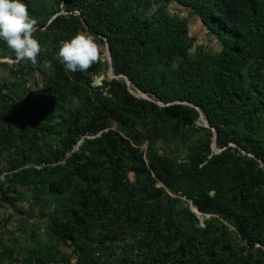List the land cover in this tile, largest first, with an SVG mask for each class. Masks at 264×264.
Here are the masks:
<instances>
[{
  "label": "trees",
  "instance_id": "obj_1",
  "mask_svg": "<svg viewBox=\"0 0 264 264\" xmlns=\"http://www.w3.org/2000/svg\"><path fill=\"white\" fill-rule=\"evenodd\" d=\"M63 1L68 12L82 11V20L96 41L107 42L116 75H123L158 102L187 103L193 108L171 105L161 109L136 99L127 83L119 80L105 82L101 99L83 97L85 76L99 73V59L86 72L54 77L48 94L71 120L57 127L61 119L56 113H32L37 117L36 138L58 132L66 152L72 153L83 139L107 129L109 119L120 121L125 115L130 118L144 113L187 128L202 112L210 130L203 129L207 135L202 146L180 167L162 159L147 166L138 149L118 134L85 140L80 151L88 152V156L82 160L74 152L65 162L77 178L74 186L63 175L65 166L60 163L65 155L44 159L41 164L50 167L33 171L42 184L52 195L64 196L73 188L75 196L74 207L66 204L57 212L52 234L65 242H76L95 213H110L112 206L118 205L116 218L129 225L149 226L165 246L166 250L152 256L154 264H186L187 255L205 238L188 236L189 229L179 217V200L158 187L160 182L192 201L201 213L232 222L241 240L264 256V169L258 162H264V147L257 139H246L245 145H240L248 154V146H254L256 160L227 148L223 139L225 128L263 117L264 93L256 99L245 84L264 65V0H163L193 10L224 45L220 55L202 51L196 57L192 56L194 41L184 19L164 13L146 17L128 8L134 0H95L88 4V0H59ZM72 18L80 22L79 17ZM64 19L57 18L51 25L59 26ZM74 99L79 107L66 108ZM212 130L217 146L227 148L218 154L212 152ZM130 173L135 178L132 183ZM189 214L198 222L195 214ZM210 230L207 227L206 237ZM166 235L177 244L172 255L167 252Z\"/></svg>",
  "mask_w": 264,
  "mask_h": 264
},
{
  "label": "rangeland",
  "instance_id": "obj_2",
  "mask_svg": "<svg viewBox=\"0 0 264 264\" xmlns=\"http://www.w3.org/2000/svg\"><path fill=\"white\" fill-rule=\"evenodd\" d=\"M93 1L95 0H88L87 4ZM134 1L128 8L146 17L164 13L187 21L189 35L194 41L193 57L202 51L208 55H220L224 51L223 43L209 33L193 10L176 2L167 3L163 0ZM21 2L28 6L30 15L37 20L34 38L43 51L38 55L36 66L30 62L18 63L14 52L0 40V264H154L152 256L158 251L166 250L165 246L156 240L157 236L149 226L143 228L129 225L116 218L114 212L119 211L118 205H113L110 213H95V217L76 236V242H65L54 236L51 228L57 212L66 204L75 206L73 188L67 195H52L33 171L42 172L50 167L41 164L44 159L65 155L60 163L65 166L63 175L74 186L77 178L65 165L66 160L74 152L82 160L85 159L88 152L80 151L84 141L100 140L110 133L130 141L147 166L150 162L162 159L172 161L180 167L189 162L192 151L201 147L206 139L207 131L203 129L210 130V127L205 116L199 111L200 116L187 128H181L175 121L154 118L149 113L135 114L130 118L125 115L120 121L109 119L107 129L83 139L72 153L66 152L58 132L49 137L39 135L36 138L34 127L37 117L32 113H56L61 119L57 122V127H62V123L67 124L71 120L70 114L56 106L48 91L56 75L73 74L60 62L58 53L62 42L70 40L77 33L89 32L82 20V11L68 12L64 1ZM72 17H79L80 22ZM57 18L65 19L59 26L53 27L51 24ZM101 40L96 41L100 45L101 68L96 75L85 76L83 97L88 95L93 99H101L105 96V82H126L127 79L115 74L109 45ZM49 64L50 67L46 66ZM127 85L136 99L153 103L161 109L171 105L190 106L187 103L158 102L131 83ZM245 88L250 89L256 99L260 93H264V65L254 77L249 78ZM262 116L254 122L247 119L232 128H225L223 139L227 148L256 159L252 152L255 150L254 146H248V154L240 145L244 146L246 139H257L264 147V113ZM212 133V152L218 154L226 150L227 148L220 149L217 146L215 131L212 130ZM258 162L260 169H264V162ZM128 179L131 183L134 182V174L130 173ZM157 186L179 200L177 209L180 219L189 229L188 236L205 238L187 255L186 264H264V256L252 251L241 240L232 222L215 214L201 213L181 193H173L160 182ZM189 213L195 214L198 222ZM207 227L211 229L208 237L204 235ZM166 241L170 247L167 252L172 255L177 244L168 235ZM81 245L83 246L80 248Z\"/></svg>",
  "mask_w": 264,
  "mask_h": 264
},
{
  "label": "clouds",
  "instance_id": "obj_3",
  "mask_svg": "<svg viewBox=\"0 0 264 264\" xmlns=\"http://www.w3.org/2000/svg\"><path fill=\"white\" fill-rule=\"evenodd\" d=\"M37 20L33 18L28 6L21 0H0V40L15 54L16 62H30L37 65L42 46L34 38ZM60 62L70 72H86L101 57L100 45L91 34L77 33L70 40L62 42L59 53ZM50 67L49 65H46ZM79 101L73 100L66 108L78 107Z\"/></svg>",
  "mask_w": 264,
  "mask_h": 264
},
{
  "label": "water",
  "instance_id": "obj_4",
  "mask_svg": "<svg viewBox=\"0 0 264 264\" xmlns=\"http://www.w3.org/2000/svg\"><path fill=\"white\" fill-rule=\"evenodd\" d=\"M126 82H127V84H130L129 80H127V79H126ZM207 125L209 126V124H208V123H207Z\"/></svg>",
  "mask_w": 264,
  "mask_h": 264
}]
</instances>
